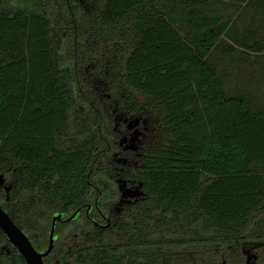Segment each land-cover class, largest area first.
Returning <instances> with one entry per match:
<instances>
[{
	"label": "trees",
	"instance_id": "trees-1",
	"mask_svg": "<svg viewBox=\"0 0 264 264\" xmlns=\"http://www.w3.org/2000/svg\"><path fill=\"white\" fill-rule=\"evenodd\" d=\"M224 38L263 54L264 0H0V206L41 252L64 216L46 264H246L247 243L264 264V102L210 64ZM112 55L132 112L161 122L142 158L93 83ZM114 154L141 190L117 223ZM0 264H28L1 228Z\"/></svg>",
	"mask_w": 264,
	"mask_h": 264
},
{
	"label": "rangeland",
	"instance_id": "rangeland-1",
	"mask_svg": "<svg viewBox=\"0 0 264 264\" xmlns=\"http://www.w3.org/2000/svg\"><path fill=\"white\" fill-rule=\"evenodd\" d=\"M16 5L17 2H14L13 6ZM87 7L88 10L93 11L97 8V4L91 2ZM238 23L239 29L242 30L243 22L239 21ZM222 42L229 43V40L227 38L222 39L217 49L212 52L209 60L213 68L218 71V74L225 78V87L230 88L231 92L236 94L253 91V93H256L257 100L264 102V53L259 55L238 53L237 57H227L221 52ZM113 57V55L108 57L106 63L97 69L94 73L93 83L98 94L104 100L107 117L113 124L112 129L122 138V141H120L121 148L125 141L124 138L130 136L124 145V150L135 152L136 158H142L148 150L159 145L161 122L158 115L153 114L151 110L142 108L132 112L133 104L125 97L123 87H115L117 81L114 83L113 78L117 74L114 69ZM257 88L259 92H256ZM135 95L137 100L144 105V99L137 94ZM73 121L74 119H72V124ZM72 131L74 134L77 132L76 125L73 126ZM114 155L116 160L120 159L118 155ZM120 160L119 162L123 163V167L120 171H116L120 199L117 203L112 204L109 216L110 220L116 223L124 218L128 210L134 212L133 209L137 208L136 203L141 198L139 185L124 177V172L130 167H136L137 164L133 161L130 163L126 158ZM137 214L139 213L137 212ZM244 254L247 256L246 264H258L256 258L259 254V244H245ZM168 256L174 260L175 264H186L189 258L196 260V256L191 253L180 252Z\"/></svg>",
	"mask_w": 264,
	"mask_h": 264
},
{
	"label": "water",
	"instance_id": "water-1",
	"mask_svg": "<svg viewBox=\"0 0 264 264\" xmlns=\"http://www.w3.org/2000/svg\"><path fill=\"white\" fill-rule=\"evenodd\" d=\"M81 210H78L72 217L66 221H73ZM64 220L62 214H58L53 219L52 229L50 232L49 247L46 251H38L27 234L12 220L8 213L0 206V228L8 237L10 242L19 250L24 256L28 264H46L44 258L49 256L55 247L56 243V223ZM110 225V222H109Z\"/></svg>",
	"mask_w": 264,
	"mask_h": 264
},
{
	"label": "flooded vegetation",
	"instance_id": "flooded-vegetation-1",
	"mask_svg": "<svg viewBox=\"0 0 264 264\" xmlns=\"http://www.w3.org/2000/svg\"><path fill=\"white\" fill-rule=\"evenodd\" d=\"M91 207H89V209H90Z\"/></svg>",
	"mask_w": 264,
	"mask_h": 264
}]
</instances>
